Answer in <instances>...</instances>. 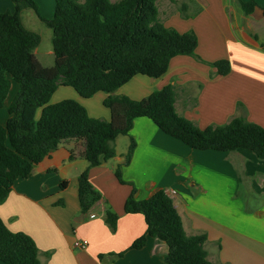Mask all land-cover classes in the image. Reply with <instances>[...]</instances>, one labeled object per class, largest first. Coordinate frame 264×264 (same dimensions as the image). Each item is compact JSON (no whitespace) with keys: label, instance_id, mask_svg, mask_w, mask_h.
Returning a JSON list of instances; mask_svg holds the SVG:
<instances>
[{"label":"crops","instance_id":"1","mask_svg":"<svg viewBox=\"0 0 264 264\" xmlns=\"http://www.w3.org/2000/svg\"><path fill=\"white\" fill-rule=\"evenodd\" d=\"M33 1L45 17L52 16L54 0ZM159 1L157 12L163 17L177 2L187 6L184 14L189 18H182L177 10L173 19L163 18L161 23L179 33L193 31L195 54L204 63L174 57L162 77L135 76L114 95L141 100L172 85L175 113L200 130L237 117L264 129V17L260 10L264 0H241L254 1L259 7L248 16L238 0H174L176 4L166 0L165 8L158 6ZM13 11L8 0H0V12ZM219 60L229 61L227 76H217L210 66ZM16 89L13 84L0 110L1 125ZM106 97L97 93L83 99L72 88L59 87L49 103L74 100L89 117L108 121ZM130 138L136 147L129 164L121 166ZM112 146L113 158L88 169V181L100 199L86 214L80 209L78 177L88 164L80 156L82 143L76 141L60 144L31 175L16 179L0 204L1 221L11 232L34 241L41 264H163L168 249L157 239L147 237L142 248L130 249L146 231L142 215L124 212L133 187L137 200L162 191L180 216L185 235H205L208 262L264 264V161L245 150H193L147 118L135 119L129 136L117 137ZM120 166L121 178L128 184H120L115 177ZM61 182L66 184L64 189ZM107 210L118 217L114 230L104 220ZM81 240L88 242L82 250L73 246Z\"/></svg>","mask_w":264,"mask_h":264},{"label":"trees","instance_id":"2","mask_svg":"<svg viewBox=\"0 0 264 264\" xmlns=\"http://www.w3.org/2000/svg\"><path fill=\"white\" fill-rule=\"evenodd\" d=\"M11 1L14 11L0 12V110L4 109L11 86L15 84L17 89L6 108V122L0 124V204L16 179L31 175L35 166L60 144L76 141L82 143L80 156L88 164L78 177L80 209L86 214L100 199L88 181V169L115 156L112 143L119 136H129L137 118L151 120L165 135L193 150H245L264 161L261 126L237 117L225 125L200 130L175 113L172 85L141 100L114 95L135 76L162 77L174 57L187 56L204 63L195 54L197 37L193 31L179 33L159 21L157 0H54L51 19L40 16L33 0ZM238 5L244 16L259 8L254 1L238 0ZM186 8L184 4L178 7L185 19L189 18L184 14ZM23 9H31L51 31L52 67L42 66L35 57L40 36L23 25ZM260 10L264 17V8ZM210 66L217 76H227L231 70L227 60ZM58 87H70L83 99L106 94L103 106L110 113L109 120L89 117L74 100L49 104ZM135 147L130 138L121 166L129 164ZM121 166L115 170V177L120 184H128L121 178ZM59 186L64 189L66 184L61 182ZM135 194L133 187L124 212L142 215L146 231L130 249L142 248L151 237L167 246L163 264H212L203 248L205 235H185L180 216L162 191L144 200H137ZM117 219L116 214L106 211L104 220L113 230ZM0 262L41 264L34 241L26 234L11 232L1 219Z\"/></svg>","mask_w":264,"mask_h":264},{"label":"rangeland","instance_id":"3","mask_svg":"<svg viewBox=\"0 0 264 264\" xmlns=\"http://www.w3.org/2000/svg\"><path fill=\"white\" fill-rule=\"evenodd\" d=\"M8 1L12 4L13 9H14L13 2L11 0H8ZM180 3L181 2H177V5H173L169 8V12L172 13L170 16H169V12L167 11V13L165 14V17H163L162 13L159 11L160 14L158 18L160 22H162L161 20H163V18L165 19L169 18V20L173 19V15H175V13L178 12L177 10H178ZM52 5L54 6V3ZM166 5H168L166 0L159 1L158 6H160V8H163V6L165 8ZM39 14L44 19H51L53 17V13L50 18L45 17L41 12H39ZM20 15H21L23 25L28 30L35 32L36 34L40 36V44L34 51V54L37 60L44 67H52L53 62H54V56H53V50H52V45H51V31L45 27V25L38 19V17L35 15V13L31 9H23ZM39 115H40V109L37 110L36 112V116L39 117Z\"/></svg>","mask_w":264,"mask_h":264},{"label":"built area","instance_id":"4","mask_svg":"<svg viewBox=\"0 0 264 264\" xmlns=\"http://www.w3.org/2000/svg\"><path fill=\"white\" fill-rule=\"evenodd\" d=\"M87 245H88V242L86 240L75 241L73 243V246L77 249H80V250L85 249L87 247Z\"/></svg>","mask_w":264,"mask_h":264}]
</instances>
